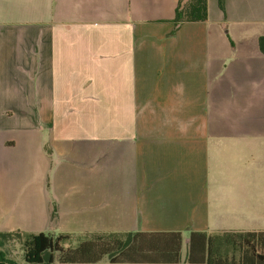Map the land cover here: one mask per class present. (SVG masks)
Here are the masks:
<instances>
[{
	"label": "crops",
	"instance_id": "1",
	"mask_svg": "<svg viewBox=\"0 0 264 264\" xmlns=\"http://www.w3.org/2000/svg\"><path fill=\"white\" fill-rule=\"evenodd\" d=\"M177 3L0 0V232L144 234L117 264H264L227 241L264 231V0H208L173 34ZM172 232L178 256L148 235Z\"/></svg>",
	"mask_w": 264,
	"mask_h": 264
},
{
	"label": "trees",
	"instance_id": "2",
	"mask_svg": "<svg viewBox=\"0 0 264 264\" xmlns=\"http://www.w3.org/2000/svg\"><path fill=\"white\" fill-rule=\"evenodd\" d=\"M219 6L224 10L225 0H218ZM208 18V0H178L175 15L172 19L174 23V34L178 28L185 22L205 21ZM261 51L264 53V36L259 39ZM13 232L3 233L0 236L6 238ZM227 241L233 245L245 244L252 252L257 253L258 259L264 263V253H258L260 248L264 250V231H231ZM156 244L160 239L158 236H168L171 240V251L178 256L182 246L181 232L172 233H151ZM145 236L141 232L130 233L126 238H116L114 236H97L93 239L84 240L75 248H64L61 245L62 240L69 238L67 235L54 236L52 234L31 233L24 241V257L30 264H54L56 259L62 264H93L100 263L108 258V263L117 264L123 255L124 249L129 245H135L140 242V238ZM202 238V239H201ZM205 249L207 247L208 259L212 255V247L215 245L214 236H207L205 232L193 231L190 236L189 258L192 259L196 247ZM208 245V246H207ZM176 257L174 263H177ZM206 262V263H207ZM0 264H14L12 260L6 259L0 253Z\"/></svg>",
	"mask_w": 264,
	"mask_h": 264
},
{
	"label": "rangeland",
	"instance_id": "3",
	"mask_svg": "<svg viewBox=\"0 0 264 264\" xmlns=\"http://www.w3.org/2000/svg\"><path fill=\"white\" fill-rule=\"evenodd\" d=\"M29 177V176H28ZM31 184V183H30ZM31 185H26V188H33ZM32 197L33 191L31 190ZM26 216H30L29 214H25ZM47 232V231H45ZM5 233V232H3ZM31 233H39L37 231H17L13 232L10 236L6 238L0 236V253H2L6 259L12 260L14 264H30L25 260L24 257V241L26 237ZM84 240L76 239V238H68L66 240H62L61 245L64 248H75Z\"/></svg>",
	"mask_w": 264,
	"mask_h": 264
}]
</instances>
